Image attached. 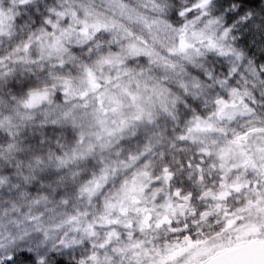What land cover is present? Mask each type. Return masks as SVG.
Segmentation results:
<instances>
[{
	"label": "clouds",
	"instance_id": "obj_1",
	"mask_svg": "<svg viewBox=\"0 0 264 264\" xmlns=\"http://www.w3.org/2000/svg\"><path fill=\"white\" fill-rule=\"evenodd\" d=\"M0 264H264V0H0Z\"/></svg>",
	"mask_w": 264,
	"mask_h": 264
}]
</instances>
